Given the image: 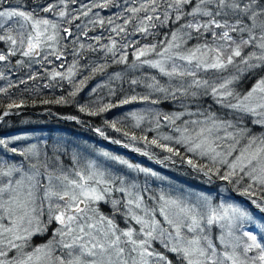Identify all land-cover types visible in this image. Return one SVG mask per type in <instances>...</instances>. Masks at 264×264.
Masks as SVG:
<instances>
[{
    "label": "snow or ice",
    "instance_id": "1",
    "mask_svg": "<svg viewBox=\"0 0 264 264\" xmlns=\"http://www.w3.org/2000/svg\"><path fill=\"white\" fill-rule=\"evenodd\" d=\"M97 27L108 35L90 36ZM165 28L156 42L135 39ZM0 44L9 100L0 121L28 103L12 89L67 81L66 96L39 103L74 104L89 117L143 104L95 132L109 139L111 128L127 141L112 143L160 164L179 158L222 184L215 196L154 191L138 180L156 172L108 151L86 160L73 151L66 163L60 145L0 136V264H264V0H0ZM97 80L96 99L78 103Z\"/></svg>",
    "mask_w": 264,
    "mask_h": 264
},
{
    "label": "rangeland",
    "instance_id": "2",
    "mask_svg": "<svg viewBox=\"0 0 264 264\" xmlns=\"http://www.w3.org/2000/svg\"><path fill=\"white\" fill-rule=\"evenodd\" d=\"M82 1H84V0H82ZM98 12L100 13V16H102V13H103V9H99L98 10ZM76 23V22H75ZM101 34H103L105 37L108 35V32L106 31V30H103V29H100V32L99 33H96V34H93V33H89V35L90 36H95V35H101ZM161 37V32L160 31H158L157 32V35H156V37H155V39H152V37L150 36L149 38L150 39H152L153 40V42H156V40H158L159 38ZM135 39H137V40H139V38L136 36L135 37ZM150 42H152V41H150ZM149 41H147L146 39L144 40V42H142V43H150ZM129 58H130V60L132 61V59H133V57L131 56V54L129 55ZM17 75V74H16ZM1 82V81H0ZM5 83L6 82H4V83H0V87H2V86H4L5 85ZM0 95H2V96H4L3 94H0ZM12 96H19V97H23L24 96V94L22 95V93H12ZM5 97V96H4ZM17 103H18V101H17ZM145 106H143V107H141L140 105H139V107L138 108H136L135 110H132V111H136V110H141V109H143ZM215 107V106H214ZM35 110V109H34ZM161 110H163V111H165V112H167V111H171V110H175L173 107H170V108H168V109H166V108H161ZM14 111V109L12 110V112ZM30 111H33V110H30ZM11 112V113H12ZM131 112V111H130ZM18 113H22V111L21 110H18ZM28 113L29 114H31V116H30V118H38V119H40V122H35V124H34V130L35 129H37V128H39V130L40 129H45V130H51V129H54V130H56L57 128V126H58V124L57 123H55L54 122V120H55V117H52V115H53V113L51 112V111H48V110H45L44 111V113L45 114H48V115H45V114H42V115H35V114H32V113H30L29 111H28ZM127 113H129V112H123V111H120V114H123V116L122 117H124ZM24 114H25V112H24ZM132 123H133V121H131V120H129V124L130 125H132ZM149 124L147 123V122H145V124L143 125V127L147 130V127L149 128V127H151V125H149ZM39 130H37V131H39ZM162 131H164V132H167L168 131V129L167 128H164V129H162ZM153 135H155V133H153L151 136H153ZM25 137H26V141L28 142L27 143V145L28 144H30V143H34V142H36V138H39V137H36L35 135H24ZM30 136H32V137H30ZM150 136V137H151ZM29 137V138H28ZM45 140H47V139H45ZM55 140H65V141H68L69 142V144H70V146L71 147H74V149H72V152L73 151H78L79 152V154H80V156L82 157V158H84L85 160H86V158H85V155H84V147H85V142L81 139V138H79V137H77V136H66V135H64V136H55ZM21 142H24V141H21ZM42 142H45V141H43L42 140ZM49 145H57V143L54 141V142H47ZM20 144V143H19ZM21 145V144H20ZM26 144H23L22 146H27ZM120 145V144H119ZM122 147H123V145H121ZM137 146H140V147H143V145L141 144V145H137ZM130 150H132L131 148H129ZM117 150L118 149H115V151L117 152ZM158 151H160V149H157ZM157 150L156 149H154V152L155 153H157ZM133 151V150H132ZM102 151H97L96 153H95V155H94V157H97V156H99V154L101 153ZM133 152H135V151H133ZM161 152V151H160ZM136 153V155H140V153H137V152H135ZM9 156H11V154H9ZM146 157V159H148L147 158V156H145ZM137 160H139V158L138 157H135ZM17 160H19V159H21L20 157H17L16 158ZM101 159H103V158H101ZM126 160H128V158H125ZM130 162V161H129ZM132 163V162H131ZM142 166V165H141ZM143 167V166H142ZM121 168H123V166H119V167H117V168H113L114 170H117V169H121ZM124 171H127V169H124ZM154 172H156L155 170H153ZM157 174H158V177H163L164 179H159L158 177H147V178H145V176L143 175V174H139V180H138V182L139 183H144L145 182V180L147 179V183L151 186V188L154 190V191H160V190H164L165 192H171L173 195H177V194H179L180 193V190H184V192L185 193H189V192H197V193H199V192H205V191H196V190H191L190 188H188V186H186V185H184V184H182V182L180 181V180H177V179H175V180H170V181H168V179H167V177H166V174H164L163 172H161V173H158V172H156ZM200 175H202V174H200ZM141 176V177H140ZM179 178H181V179H185V180H190V181H192V183L194 184V185H196L197 187H199V188H204L203 186H207V185H205V183L203 182V180H202V178H199V177H193V176H191V175H189V174H187V173H181L180 175H179ZM153 179H155L156 180V183L153 185L152 183H151V181L153 180ZM149 180H150V183H149ZM220 186H222V184H219ZM209 194H211V195H213L212 193H209ZM226 195H228V193H225ZM213 196H215V194L213 195ZM48 239V238H47ZM46 239V240H47ZM43 242H40V243H38V244H41V243H44V241L46 242V240H44V239H41Z\"/></svg>",
    "mask_w": 264,
    "mask_h": 264
},
{
    "label": "trees",
    "instance_id": "3",
    "mask_svg": "<svg viewBox=\"0 0 264 264\" xmlns=\"http://www.w3.org/2000/svg\"><path fill=\"white\" fill-rule=\"evenodd\" d=\"M83 3H88V0H84ZM73 7H75V6H73ZM95 10L98 11L99 9H95ZM105 10L106 11H103V13H102V17L111 16L113 14V11H116L115 9H105ZM76 23H81V21H76ZM99 29H101V28L97 27L95 30L91 31V33H93V34L99 33L100 32ZM73 31H75V28H73ZM158 31H160L161 34H162L163 32L167 31V28L162 29V30L158 29L157 32ZM83 41L85 42L84 39H83ZM19 76L21 78H23L20 74L14 75L11 78H15V77H19ZM1 82H4V81H1ZM39 82H40V79H38V81H34V82L30 81L26 85H20L18 88L12 89L11 92L12 93H16V94L17 93H22V95L26 94V93L35 94L37 92L36 85H39ZM40 84H42V82H40ZM249 86L250 85L245 84L243 87L247 88ZM68 92L69 91L66 92V90H60V87H59V90L55 89L54 93H47L46 92L45 94L39 95L40 96L39 98L34 97V95H33V97L31 95L23 97V99L27 100L28 102H32L33 100L37 101V103H35V104L31 105V106L29 105L26 108V110L30 111V110H34V109L35 110L51 109V110H53L52 113H55L57 115H63V111H67V112H71L72 113V109H71L70 104L58 105V104H54V103H50V104H41V103H39V101L42 100V99L58 98L61 95H65L66 96ZM46 95H47V97H44ZM12 99L20 100L21 97L12 96ZM0 102H2L3 105H5V108H6V105L9 103V100H8L7 97H4V96L0 95ZM207 103L210 104L211 100L208 99ZM165 106L170 107V105H168L167 103H165ZM5 108H0V114H2V111ZM24 117H26V116L22 115V116H8V117H5V119L3 121H0V136H11V135H17L18 133H21L23 131L22 128L25 127V125H23ZM34 122H35V120H34ZM62 159H64L66 163L69 161L65 157H62ZM41 241H42L41 238L34 237L33 241H32V244H33V246H35V245H38V243H40Z\"/></svg>",
    "mask_w": 264,
    "mask_h": 264
}]
</instances>
